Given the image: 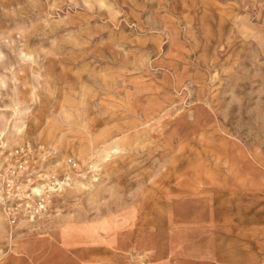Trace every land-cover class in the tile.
<instances>
[{
  "label": "rangeland",
  "instance_id": "obj_1",
  "mask_svg": "<svg viewBox=\"0 0 264 264\" xmlns=\"http://www.w3.org/2000/svg\"><path fill=\"white\" fill-rule=\"evenodd\" d=\"M26 144L79 170L0 206V264H264V0H0V165Z\"/></svg>",
  "mask_w": 264,
  "mask_h": 264
},
{
  "label": "built area",
  "instance_id": "obj_2",
  "mask_svg": "<svg viewBox=\"0 0 264 264\" xmlns=\"http://www.w3.org/2000/svg\"><path fill=\"white\" fill-rule=\"evenodd\" d=\"M36 151L30 144L19 146L9 151L0 165V206L13 226L24 220L45 219L52 195L65 190L73 182V172L79 170L73 158L65 161L68 171L45 170L35 159Z\"/></svg>",
  "mask_w": 264,
  "mask_h": 264
}]
</instances>
